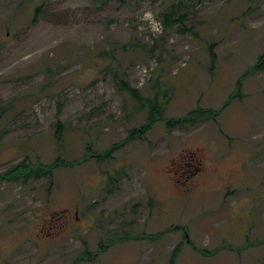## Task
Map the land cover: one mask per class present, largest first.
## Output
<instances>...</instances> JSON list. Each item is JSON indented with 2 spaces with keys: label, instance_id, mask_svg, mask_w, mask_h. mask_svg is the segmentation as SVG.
I'll list each match as a JSON object with an SVG mask.
<instances>
[{
  "label": "rangeland",
  "instance_id": "1",
  "mask_svg": "<svg viewBox=\"0 0 264 264\" xmlns=\"http://www.w3.org/2000/svg\"><path fill=\"white\" fill-rule=\"evenodd\" d=\"M174 3L193 32L164 31ZM263 53L264 0H0V176L80 161L52 182L0 177V264H71L125 234L144 238L78 264H171L178 245L175 264H264ZM121 79L142 96L160 83L168 118L223 108L123 142L147 112ZM87 145L112 158L85 160Z\"/></svg>",
  "mask_w": 264,
  "mask_h": 264
},
{
  "label": "trees",
  "instance_id": "2",
  "mask_svg": "<svg viewBox=\"0 0 264 264\" xmlns=\"http://www.w3.org/2000/svg\"><path fill=\"white\" fill-rule=\"evenodd\" d=\"M41 9V6L36 8L38 12ZM159 19H161L162 27L164 31H175L178 33H187L193 32V29L187 25L188 17L187 13L183 12L180 7L179 3H174L170 5L165 10L160 11ZM213 44L209 46V55L211 61V67L213 68L216 64V54L213 52L212 49ZM154 49V48H153ZM151 52L153 50L151 49ZM153 56V55H152ZM257 70L262 69L264 67V53L259 56L257 65L255 66ZM120 89L126 91L130 97L134 100L135 106L137 111L132 113L134 116H139L142 111L147 112L145 122L139 128H132L131 134L125 139L126 140L132 138H143L144 135L150 131V129L159 121H163L166 127L171 130L173 127L179 126L184 127L187 125L195 126L199 123L208 122L216 120L217 115L220 113L221 109H213L211 107H195L194 109L188 111L185 115L168 118L166 116L168 102L170 101V97H167V91H163L161 88L160 83L156 82L154 87L152 88L153 94L151 96H142L138 89L132 87L128 81L125 79H121L119 82ZM241 94L239 85L236 86L234 92L230 95L229 99L226 100L229 102L230 99L233 97L239 96ZM160 95L163 97L160 99ZM226 102V103H227ZM62 106V105H61ZM60 106V107H61ZM3 117V114L0 113V120ZM63 123L58 122L56 126L55 136L57 140H61L63 138ZM114 147L107 149L105 152L95 153L91 151V146L87 145L85 148V160L95 158L98 161L100 160H110L112 158ZM80 162V161H79ZM76 162V163H79ZM76 163L71 161H65L60 157H57L53 162L50 164H44L41 161L31 162L28 158L22 160L15 168L10 171L7 175H1L2 178H7L9 176L10 179L18 180V179H41L46 176H50L51 182L53 178V173L56 169L61 166H74ZM179 226L170 227L167 230L160 231L155 236L160 237L164 235L167 231H174L178 230ZM143 236H132L125 234L120 237H114L113 239L108 238V240H104L100 242V247L95 253H91L88 250H85L83 253L78 255L76 258L72 260L71 264H78L81 260L93 261L98 258V256L109 246L116 244L119 241H128L130 239H143ZM222 248H227V245L221 246ZM180 245L176 246L175 249L172 251V256L170 259L171 264H175V257L178 255ZM232 250H235L234 246H230ZM197 249V248H196ZM239 250L238 247H236ZM206 254V253H204Z\"/></svg>",
  "mask_w": 264,
  "mask_h": 264
},
{
  "label": "clouds",
  "instance_id": "3",
  "mask_svg": "<svg viewBox=\"0 0 264 264\" xmlns=\"http://www.w3.org/2000/svg\"><path fill=\"white\" fill-rule=\"evenodd\" d=\"M151 15H152L151 13H146V14H145V18H146V19H150V18H151Z\"/></svg>",
  "mask_w": 264,
  "mask_h": 264
}]
</instances>
